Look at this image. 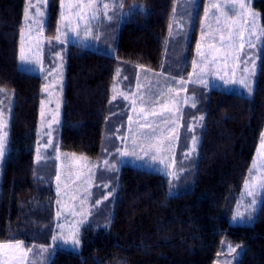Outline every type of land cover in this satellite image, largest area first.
I'll use <instances>...</instances> for the list:
<instances>
[{
  "label": "trees",
  "instance_id": "1",
  "mask_svg": "<svg viewBox=\"0 0 264 264\" xmlns=\"http://www.w3.org/2000/svg\"><path fill=\"white\" fill-rule=\"evenodd\" d=\"M120 1L130 14L119 29L105 32L117 34L114 55L74 43L65 50L60 147L94 160L114 148L108 142L115 139L105 134L118 69L160 67L175 5V0ZM25 2L0 0V88L13 95L0 178V242L48 246L56 224L55 182L52 172L42 176L35 164L43 78L18 68ZM60 3L48 0L45 34L51 38L58 33ZM252 6L264 26V0H252ZM195 90L204 119L195 131L198 150L190 159L182 152L193 133L186 122L180 132L183 156L177 169L190 176L187 182L180 173L178 194L167 195L169 176L122 164L110 223L85 226L81 248L57 247L49 264H214L222 242L242 247L237 264H264V194L252 224L229 221L264 129V38L251 96L201 86Z\"/></svg>",
  "mask_w": 264,
  "mask_h": 264
},
{
  "label": "rangeland",
  "instance_id": "2",
  "mask_svg": "<svg viewBox=\"0 0 264 264\" xmlns=\"http://www.w3.org/2000/svg\"><path fill=\"white\" fill-rule=\"evenodd\" d=\"M80 2L81 0H63L62 7L61 0L59 31L57 28L58 33L53 38L45 34L48 0H26L23 13L19 58L23 50V54L32 61L30 65L26 66L30 70L26 71L39 74L43 78L39 103L35 164L37 172L39 170L42 176H47L48 172H52L56 191V223L63 226V228H58L55 224L54 235H59L60 237L58 246L53 245V241L50 245L43 246L50 251L55 250L57 247L77 251L81 248V233L78 235L80 245L74 248L71 244L74 232L78 234L81 226L84 228L85 226L98 223L99 227H103L108 224L112 215L115 192L118 187V175L122 164L150 169L167 176H169V172L173 173L169 177L172 180V184L176 186L178 193L181 190V186L178 183V179L182 178L180 173L183 174L184 172L187 182L189 180L188 176H190L188 170L183 171L182 169L183 172H180L177 169V163L180 162L179 157L183 156L182 153H187V158L190 159L197 152L199 136L195 134V131L203 125V120H200V118L203 117L204 119L203 114L198 109L199 101L195 89L197 86H201L202 89L219 88L251 96L252 94L248 95L247 91L239 84L230 83L225 85L221 77L230 80L232 70L235 68L236 78L240 79L243 75V69L246 67L250 70L248 78L253 93L255 77L258 72L259 53L261 52L264 38V34L259 31L264 26L259 12L252 6V0H244L246 5L244 12L247 19H251L247 15L248 13L256 14V26L254 28L256 34L249 36L245 32L243 49H240L241 41L238 35L235 38L234 47H229V44L233 42H226L222 46L220 41L221 35L228 36V32L224 30L226 27H232L237 32L244 31L245 25L241 22L239 7L237 6L235 14L223 7L219 10L211 7L212 4L228 5L231 0H205L200 12V0H175V12L173 11L172 21L168 28L160 67L158 69L142 66H131L128 68L121 65L118 69L119 75L116 77L112 88V96L116 95L117 99L112 101L113 116L108 120L105 134L108 139H115V142L113 139L108 142L114 148L103 155L100 160H94L80 154L64 151L60 147L66 65L65 50L68 44L74 43L114 55L117 34L114 31H110L106 35L105 32H108L109 28L111 30L119 29L124 19L130 14V8L124 5L123 8L119 7L122 4L120 0H98L101 4L103 2L110 3L112 19L103 18V9L101 7V15L96 20H92L90 24L93 33L86 39L84 31H79V35H77V32L71 31L78 22L81 25V29L86 23V21H78L75 15L79 11L75 5ZM84 2L86 3V0ZM69 5L73 7H69ZM206 7L209 8L207 17L205 15ZM26 9H28L27 16L25 14ZM38 11L43 15H38ZM221 12H227V15H221ZM62 13L64 19L61 18ZM198 13L200 15L199 28L197 29V35L194 36L193 33L196 31L194 22ZM217 19H219V24H217ZM97 33L99 39L95 38ZM193 37H195L194 46H191ZM249 40H251V46H249ZM198 43L200 44L199 49L197 48ZM209 45H215V47L209 48ZM201 53L204 55L201 56ZM228 53L231 55L227 57V67H225V58ZM237 56L239 61L236 60ZM213 57H215L216 63L211 65L207 72L201 73L200 69L205 66V62L211 61ZM194 61L196 62L195 68L193 66ZM190 74H192L191 77ZM176 81H181L182 83L177 84ZM137 85H139V88ZM0 89L3 90L0 92V125H3V127H0V135H3L4 132L7 133V148L13 95L9 90ZM121 92L128 95V100H125L120 95ZM186 98L191 99H188L186 103ZM132 99H137L135 110H133L131 104ZM193 103L195 106H193ZM165 105L171 108L172 111L169 112ZM141 108L144 109L143 113L140 112ZM152 112L161 114L153 116L151 115ZM129 116L132 117L131 122L129 121ZM114 118L116 119L114 120ZM185 122L188 124L189 129H192L191 132L197 137V141L194 145L193 140H191L187 152L181 153L182 149L178 148V145L180 146V142L178 144V136L181 132L182 124ZM145 123L151 124L155 132L153 133L152 129L149 128H140V125ZM120 129H125L122 133L123 135L118 133ZM174 129L175 132H173ZM136 133H142V135L136 137L137 144L143 142V147L147 148L145 137L154 136L153 143L159 146L161 141H163L164 151L157 152L152 149L146 156L139 146L134 149L133 134ZM262 133H264V129ZM49 140L52 141V145L45 147L49 144ZM193 147L195 150L191 151ZM37 149H39L41 157L39 161L36 160ZM108 149L106 148V150ZM117 149H120L121 152L127 151L129 155L121 157ZM134 151L135 154H133ZM190 152L191 154H189ZM152 156H156L155 161L152 160ZM162 156L167 157L164 164L159 163ZM4 158L5 156L0 158V177ZM80 158H82V162ZM106 161L107 164L105 163ZM109 168H112V170H108ZM250 168L252 172L248 171L245 181L258 182L264 179V157L258 155L257 149ZM58 173L60 176L59 181L56 179ZM253 177L255 180H253ZM103 185H107V187H103ZM110 191L112 195L105 200L106 203L96 205L93 202L98 195L102 196L105 194L107 196ZM246 192L244 182L238 201L229 217L232 225L252 224L259 209L260 203H257L255 210H251L249 205L253 197L247 196ZM76 195L84 201V209L80 205L77 206L71 203L74 201L70 202L68 200L71 196L76 199ZM262 197L263 194H260L255 198L261 201ZM238 202H240L239 210L243 212L245 208H249L253 218L234 224L231 220L237 210ZM89 209L91 210V215L88 214ZM57 212L61 213L59 218L57 217ZM81 221L83 223L78 227V222ZM65 240L69 241V243L65 244ZM223 244L222 254L218 255L214 264H237L241 257L242 247L231 243ZM228 246H240L237 248L239 255L229 253ZM28 248L32 247L23 244V249H4V255L0 256V259H7L9 264H32L31 255L28 260L21 256L22 251ZM52 255L49 256L48 252L43 253L44 258H46V264H49V259ZM36 259H40V257H36Z\"/></svg>",
  "mask_w": 264,
  "mask_h": 264
},
{
  "label": "snow or ice",
  "instance_id": "3",
  "mask_svg": "<svg viewBox=\"0 0 264 264\" xmlns=\"http://www.w3.org/2000/svg\"><path fill=\"white\" fill-rule=\"evenodd\" d=\"M237 6L240 9V19L241 22L245 25V29L244 31H239L237 32L236 30H234L232 27H226L224 30L228 32V36L225 37L224 35L220 36V41L221 44L223 46L224 43L226 42H233L229 44V47H234V41L235 38L238 35L239 40L241 41L240 43V49H243L244 47V43L243 41L245 40V32L248 33L249 36H254L256 34V32L254 31V28L256 26V14L255 13H248L247 15L249 17H251V19H247L245 18V12L244 9L246 7L244 0H231V2L228 5H221V4H212L211 7L215 8L217 10L223 8H226L228 10L231 11L232 14H235L236 12V8ZM62 7H63V0H62ZM69 7H73L72 5H69ZM76 8L79 9L78 12L75 13L76 17L78 18V21H86V23L83 25V28L81 29V25L79 24V22L77 23L75 28H72L71 31L77 32V35H79V31H84L85 33V38L87 39L89 36L92 35L93 30L90 27L91 21L92 20H96L98 18V16L101 15V7L103 9L102 12V16L104 19H108L111 20L112 19V15L110 14V3L109 2H103L102 4L98 2V0H86V3L84 2V0H81L80 3L75 5ZM119 7L123 8V5H119ZM173 11L175 12V8L173 9ZM209 12V8L206 7L205 8V15L207 17V14ZM28 13V9L25 10V14L27 16ZM38 15H43L42 13H39V11L37 12ZM221 15H227V12H221ZM61 18L64 19L63 17V13L61 14ZM235 23V22H233ZM217 24H219V19H217ZM59 31V28H58ZM259 31L264 34V28L259 29ZM96 39H99V35L97 33ZM58 39V37H57ZM249 46H251V40L248 41ZM215 45H209V48H214ZM197 48H200V44H197ZM217 51H219V49H217ZM204 54L201 53V56H203ZM231 55L230 53L226 54V58H225V67H227V57ZM20 63L18 64V68L21 69H25V70H30L28 69L26 66L30 65L32 63L31 60H29L24 54H23V50L21 51V55H20ZM236 60L239 61V57H236ZM216 60L215 57H213V59L211 61L205 62V66L202 67L200 69L201 73H205L209 70V68L211 67V65L215 64ZM193 66L194 68L196 67V62H193ZM249 69L248 68H244L243 69V75L240 79L236 78V69L233 68L232 70V77L231 79H224V77H221V79L223 80L225 85L228 84H239L243 89H245L247 91L248 95L252 94V86L251 83L249 81L248 78V73H249ZM254 71V70H253ZM119 75V70L117 71V76ZM192 74H190L191 77ZM126 79V78H125ZM177 84H181V81H176ZM137 87L139 88V85H137ZM46 90V89H45ZM3 90L0 89V92H2ZM169 91H171V89H169ZM121 96H123V98L125 100H128V95H125L123 92L120 93ZM117 96L113 95L112 96V101L116 100ZM188 99L191 98H186L185 102H188ZM111 103V101H110ZM131 104L133 106V110H135V105L137 104V99H132ZM193 106H195V104L193 103ZM165 108L171 112V108H169L167 105H165ZM140 112H144V109L141 108ZM161 113H156V112H152L151 115L155 116V115H160ZM200 120H203V117L200 118ZM129 121H132V117L129 116ZM0 127H3V125H0ZM140 128H149L152 129L153 133L155 132V129L153 128V126L151 124H141ZM189 131H192V129L190 128ZM173 132H175V129L173 130ZM142 135V133H136L133 134L134 138H133V147L134 149L139 146L141 148L142 151H144V154L147 156L149 154V151L152 149H155L157 152H163L164 148H163V141H161L160 145L158 146L157 144L153 143L154 140V136H147L145 137V140L147 141V148L143 147V142H141L140 144H137V139L136 137ZM6 139H7V133L4 132L3 135H0V158H3L6 154L7 148H6ZM192 140H193V144L195 145L196 141H197V137L195 135L192 136ZM52 145V141L49 140V144L46 145L45 147L51 146ZM195 148L193 147V149L191 151H194ZM117 152L120 154L121 157H125L128 156L129 153L127 151H123L121 152L120 149H117ZM257 153L260 157H264V133H262L261 135V143L257 148ZM133 154H135V151L133 152ZM191 154V152L189 153ZM40 155H39V149H37V157L36 160L39 161L40 160ZM167 159L166 156H162L161 159L159 160L160 164H164L165 160ZM152 160L155 161L156 160V156H152ZM107 164V161L105 162ZM119 163V161H118ZM115 167V166H113ZM171 167V166H169ZM108 170H112V168H109ZM250 173L252 172V169L250 168ZM169 176H172L173 173L169 172L168 173ZM57 181H59L60 176L59 173L56 176ZM253 180H255V178L253 177ZM103 187H107V185H103ZM245 188L247 190L246 194L247 196L253 197V200L250 202L249 207L251 208L252 211L255 210V207L257 205V203H262V201H258L255 197H257L260 194H264V179H261L258 182H249L248 180L245 181ZM178 193L176 191V186L170 183V188H169V192L167 193L168 196H176ZM112 195V192L110 191L108 193L107 196L104 197L105 200L108 199L109 196ZM243 195V193H242ZM57 203H59V201H57ZM101 203L100 200H97L95 202L96 205H99ZM95 206V205H94ZM239 206H240V202H238V206H237V210L234 212L233 217L231 222L232 223H237V222H242L244 220H251L252 214L249 211V208H245V210L243 212H241L239 210ZM89 215H91V210H89ZM61 215L60 212H57V217L59 218ZM81 223H83V221H81ZM110 223V221H109ZM107 226V224L105 225V227ZM58 228H63L62 225H57ZM60 237L59 235H54L52 237V241H53V245L58 246V241H59ZM65 244L69 243V241L65 240L64 241ZM71 244L72 246L75 248L77 246L80 245V240L78 238V234L77 233H73V237L71 240ZM223 244V242H222ZM240 246H236V247H231L228 246V251L229 253H236V255L238 256L239 253L237 252V248H239ZM13 248L16 249H23V243L21 241H16L14 244L11 242H7V243H3L0 242V256L4 255L3 250L4 249H8V250H12ZM44 252H48L49 256H51L54 253V249L52 251H50L49 249L44 248L43 246H33V248H28V249H24L21 253V256L25 259L28 260V258L32 257V264H46V258H44L43 253ZM36 257H40V259H36ZM235 259V257H234ZM0 264H9L7 259H0Z\"/></svg>",
  "mask_w": 264,
  "mask_h": 264
},
{
  "label": "crops",
  "instance_id": "4",
  "mask_svg": "<svg viewBox=\"0 0 264 264\" xmlns=\"http://www.w3.org/2000/svg\"><path fill=\"white\" fill-rule=\"evenodd\" d=\"M185 126H186V123H183L182 124V128L180 129V131L181 132H183L184 131V128H185ZM182 135V134H181ZM180 133H179V136H178V139H179V141H178V144H179V142H182V140H180ZM183 145V144H182ZM81 160V162L83 161L82 160V158H80ZM1 178V177H0ZM76 197V199L73 197V196H71V197H69L68 198V200L71 202V201H74V202H71L72 204H75V205H77V206H81V208H83L84 209V201H82L81 199H79V197H77V195L75 196ZM104 197H105V194H103L102 196H100V195H98L97 197H95L94 198V200H93V202H96L97 200H100L101 201V203L99 204V205H102V204H104V203H106V201H105V199H104ZM90 210V209H89ZM91 218V217H90ZM89 222H90V219H89ZM81 222H78V227H80L81 226ZM56 225H57V223H56ZM96 225H98V223H96ZM82 226H81V228H79V233H78V235H80V233H81V230H82ZM16 242V241H15ZM15 242H12L13 244L15 243ZM23 243V242H22ZM25 246H30V247H32L33 248V246H40V245H33V244H30V245H28V244H25V243H23ZM49 259V258H48ZM50 259H51V257H50ZM50 259H49V261H50Z\"/></svg>",
  "mask_w": 264,
  "mask_h": 264
}]
</instances>
